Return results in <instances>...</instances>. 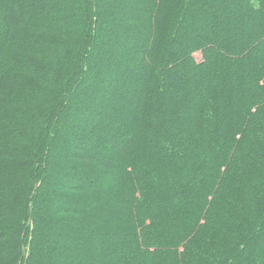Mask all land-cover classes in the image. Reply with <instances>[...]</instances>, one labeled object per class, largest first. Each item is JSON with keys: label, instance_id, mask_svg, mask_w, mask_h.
<instances>
[{"label": "trees", "instance_id": "16d2710c", "mask_svg": "<svg viewBox=\"0 0 264 264\" xmlns=\"http://www.w3.org/2000/svg\"><path fill=\"white\" fill-rule=\"evenodd\" d=\"M0 264H264V0H0Z\"/></svg>", "mask_w": 264, "mask_h": 264}, {"label": "rangeland", "instance_id": "374dc122", "mask_svg": "<svg viewBox=\"0 0 264 264\" xmlns=\"http://www.w3.org/2000/svg\"><path fill=\"white\" fill-rule=\"evenodd\" d=\"M195 56H196L197 59H200V56H201V55H200L199 52H197V53L195 54Z\"/></svg>", "mask_w": 264, "mask_h": 264}]
</instances>
